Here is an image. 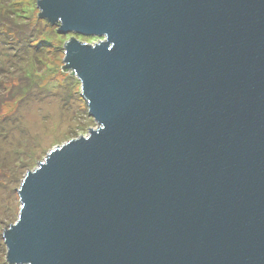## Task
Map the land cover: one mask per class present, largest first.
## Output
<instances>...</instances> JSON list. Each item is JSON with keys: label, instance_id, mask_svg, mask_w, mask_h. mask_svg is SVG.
Returning a JSON list of instances; mask_svg holds the SVG:
<instances>
[{"label": "water", "instance_id": "1", "mask_svg": "<svg viewBox=\"0 0 264 264\" xmlns=\"http://www.w3.org/2000/svg\"><path fill=\"white\" fill-rule=\"evenodd\" d=\"M99 128L18 190L10 264H264V0H37ZM64 66L63 69H64Z\"/></svg>", "mask_w": 264, "mask_h": 264}, {"label": "rangeland", "instance_id": "2", "mask_svg": "<svg viewBox=\"0 0 264 264\" xmlns=\"http://www.w3.org/2000/svg\"><path fill=\"white\" fill-rule=\"evenodd\" d=\"M37 2L0 0V103L6 110L0 111V118L6 114L0 119V264L7 263L3 233L19 217L18 190L27 173L55 148L99 128L81 82L62 66L71 37L89 44L100 40L56 34L60 25L42 20ZM40 40L49 42L44 51L36 49Z\"/></svg>", "mask_w": 264, "mask_h": 264}, {"label": "trees", "instance_id": "3", "mask_svg": "<svg viewBox=\"0 0 264 264\" xmlns=\"http://www.w3.org/2000/svg\"><path fill=\"white\" fill-rule=\"evenodd\" d=\"M42 19V18H41ZM42 20H44V21H46V22H48L47 20H45V19H42ZM49 23V22H48ZM56 34H60L58 31H57V28H56ZM19 36H23L24 35V33H20V34H18ZM14 41H19V40H14ZM33 42V44H32V47L33 48H36V46L38 45V44H36L34 41H32ZM20 42H17V44H19ZM49 44V42L47 41V40H40V42H39V46L38 47H40V48H36V49H40V50H42V51H44V48H46L47 47V45ZM64 70L65 71H70V70H68V69H66L65 68V66H64ZM2 83V81L0 80V86H3V84H1ZM1 93V92H0ZM1 95V94H0ZM0 101H1V98H0ZM4 102H1L0 103V111H3V109H4V111H3V113H6V110H5V108H4V104H3ZM6 116V114H3V117H1L0 119H2V118H4ZM6 264H10V263H6Z\"/></svg>", "mask_w": 264, "mask_h": 264}]
</instances>
